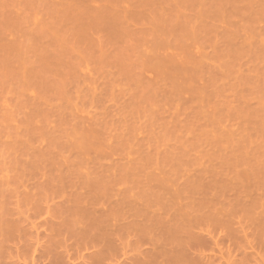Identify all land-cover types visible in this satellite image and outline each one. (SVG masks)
I'll return each mask as SVG.
<instances>
[{
    "label": "rangeland",
    "instance_id": "1",
    "mask_svg": "<svg viewBox=\"0 0 264 264\" xmlns=\"http://www.w3.org/2000/svg\"><path fill=\"white\" fill-rule=\"evenodd\" d=\"M0 264H264V0H0Z\"/></svg>",
    "mask_w": 264,
    "mask_h": 264
}]
</instances>
